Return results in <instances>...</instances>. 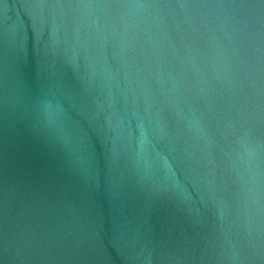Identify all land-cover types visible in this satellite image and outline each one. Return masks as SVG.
I'll list each match as a JSON object with an SVG mask.
<instances>
[{"label":"water","instance_id":"obj_1","mask_svg":"<svg viewBox=\"0 0 264 264\" xmlns=\"http://www.w3.org/2000/svg\"><path fill=\"white\" fill-rule=\"evenodd\" d=\"M0 264H264V0H0Z\"/></svg>","mask_w":264,"mask_h":264}]
</instances>
